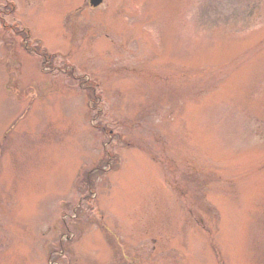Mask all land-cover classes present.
Instances as JSON below:
<instances>
[{
  "label": "rangeland",
  "instance_id": "obj_1",
  "mask_svg": "<svg viewBox=\"0 0 264 264\" xmlns=\"http://www.w3.org/2000/svg\"><path fill=\"white\" fill-rule=\"evenodd\" d=\"M0 264H264V0H0Z\"/></svg>",
  "mask_w": 264,
  "mask_h": 264
},
{
  "label": "trees",
  "instance_id": "obj_2",
  "mask_svg": "<svg viewBox=\"0 0 264 264\" xmlns=\"http://www.w3.org/2000/svg\"><path fill=\"white\" fill-rule=\"evenodd\" d=\"M48 59L50 58V59H53V58H55L54 56H49V57H47ZM45 62H47L46 60H45ZM85 83H86V81H85ZM81 85H83L84 83L81 81V83H80ZM90 83L89 84H87V86H89L87 89L89 90L91 87H90ZM90 91V90H89ZM90 98H91V100H93L92 101V103H95V98L93 97V95L91 94V96H90ZM91 183H93V182H91V177L84 183V185H86L87 184V186H91L90 184Z\"/></svg>",
  "mask_w": 264,
  "mask_h": 264
},
{
  "label": "water",
  "instance_id": "obj_3",
  "mask_svg": "<svg viewBox=\"0 0 264 264\" xmlns=\"http://www.w3.org/2000/svg\"><path fill=\"white\" fill-rule=\"evenodd\" d=\"M103 2V0H91V5L94 7L99 6L101 3Z\"/></svg>",
  "mask_w": 264,
  "mask_h": 264
}]
</instances>
